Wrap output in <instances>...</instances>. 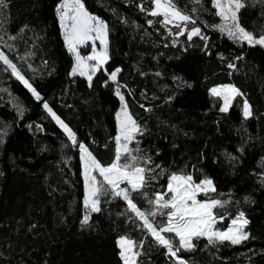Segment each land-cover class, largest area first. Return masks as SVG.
<instances>
[{
	"label": "trees",
	"instance_id": "trees-1",
	"mask_svg": "<svg viewBox=\"0 0 264 264\" xmlns=\"http://www.w3.org/2000/svg\"><path fill=\"white\" fill-rule=\"evenodd\" d=\"M59 2L5 0L0 31L25 40L36 66L32 85L106 166L115 158V88L101 71L91 87L67 77L70 58L55 17ZM83 2L108 21L107 69H121L118 82L130 115L145 131V152L166 170L210 176L220 198L230 201L216 213L234 217L243 211L250 222L249 238L240 245L200 241L179 255L188 264H264V50L237 45L199 21L206 48L198 36L192 42L186 35L170 36L156 22L160 18L137 7L150 8V0ZM175 3L186 13L193 7L191 0ZM201 3L208 6L209 0ZM239 16L243 26L264 32V0L246 1ZM7 85L24 112L18 115L0 101V264H120L115 239L129 231L119 211L123 204L104 207L87 226L80 225L77 147L20 83L10 79ZM222 85L242 93L225 114L209 95ZM245 99L253 113L246 122L239 110ZM147 254L150 264H168L161 247Z\"/></svg>",
	"mask_w": 264,
	"mask_h": 264
},
{
	"label": "snow or ice",
	"instance_id": "snow-or-ice-1",
	"mask_svg": "<svg viewBox=\"0 0 264 264\" xmlns=\"http://www.w3.org/2000/svg\"><path fill=\"white\" fill-rule=\"evenodd\" d=\"M196 2L200 3L201 0H196ZM150 4V8L145 7L143 3L138 4L137 7L148 16L160 18L156 22L164 27L168 35L175 38L186 35L189 42L198 36L205 41V48L207 47L208 37L197 25L198 17L181 10L175 0H150ZM211 5L216 9L215 15L221 21L219 24L211 26L214 30L227 35L234 42L246 43L249 47L264 48V32L256 36L239 23L238 13L245 7L244 0H211ZM6 6L5 0H0V7ZM193 13H195V9ZM56 14L65 47L73 56L74 62L69 75L79 74L85 77L91 87L93 76L109 59V25L98 15L92 14L86 8L83 0H60V3L56 5ZM122 22L127 23L126 20H122ZM147 23L152 26L154 21L149 19ZM189 25L191 26L189 27ZM205 26L208 27V25ZM96 41H99V47H97ZM89 42L92 43V50L88 55L82 56L78 48ZM175 43L174 39L173 44L175 45ZM236 59H243V56H237ZM0 63L5 66V71H10L11 76L18 80L36 101L42 104L44 110L66 135L67 140L73 147L78 148L81 175L84 181L83 203L90 212L101 211L102 196L124 201L126 214L131 213L127 218L146 236L151 237L150 247L154 245L166 250V255L172 264H188V261L179 253L181 250L193 251L196 248L195 239L203 237L209 246H215L224 242L239 245L249 238L250 234L245 229L250 222L243 211H239L234 218L229 217L225 229L216 228L217 222L224 221L225 217L218 216L214 209L224 207L230 201L218 198L199 199L200 195L207 196L216 191L211 178L204 177L197 182L191 173L183 170L168 172L160 164H155L152 156L140 147L137 137L143 135V129L132 118L125 105V97L120 91L121 85L117 83V74L121 71L120 68L106 73L108 80L117 83L115 95L120 101L121 108L115 114L117 128L115 158L105 166L96 159L85 143L77 140L76 133L50 108L47 101L43 100L32 83L3 51H0ZM228 67L234 69L236 65L229 63ZM156 75L160 74L156 73ZM173 79L176 80L179 77H173ZM0 91L3 90L0 89ZM209 91L212 96L222 98L221 112H227L233 99L242 95L232 85L214 87ZM168 99L171 100V97ZM15 107L17 114L22 116L23 106L17 103ZM242 115L245 120L253 115L246 99L243 101ZM133 143H135V147H131ZM237 150L240 151V149ZM229 159L234 158L229 157ZM163 177H166V185H162L159 190L149 191L154 183ZM132 193H140L147 201V208L142 209L138 206L134 202ZM247 199L245 197L246 201ZM158 216L166 219L157 222ZM88 220L89 215L85 214L81 220L82 226L87 224ZM166 234L172 235L169 237ZM144 244V239L137 242L125 236L119 237L117 246L120 249L119 257L123 264H139L137 258L142 253L135 249H142Z\"/></svg>",
	"mask_w": 264,
	"mask_h": 264
},
{
	"label": "rangeland",
	"instance_id": "rangeland-1",
	"mask_svg": "<svg viewBox=\"0 0 264 264\" xmlns=\"http://www.w3.org/2000/svg\"><path fill=\"white\" fill-rule=\"evenodd\" d=\"M192 1V4H193V7L192 9L190 10L191 12V15H194L196 17H198L197 21H199L201 23V21H203V23H201L203 26L205 25H208V27H206L207 29L211 30V31H215L219 34H221L222 36L227 37V35L225 34H222L221 32L217 31V30H214L211 26L212 25H215V24H219L221 21H220V18L217 17L215 15V11L216 9L212 7L211 5V0H209V5L208 6H203V4L200 2V3H197L196 0H191ZM246 1H251V0H244V3H245V6H246ZM253 1V0H252ZM60 3V2H59ZM245 8V7H244ZM242 8L240 10V12L244 9ZM195 9V13H193V10ZM240 12L238 13V16L240 14ZM92 14L94 15H98L97 13H94V12H91ZM188 13V12H187ZM188 13V14H190ZM55 17H56V20H57V25H58V29H59V34H60V38L63 42V45H64V49L66 51V54L69 56L70 58V66H69V70H68V75L67 77L69 79H72V80H75V79H78V80H82V81H85L88 85H89V82L87 81V79L85 77H82L80 76L79 74L77 75H69V73L71 72V69H72V65H73V56L71 53H69V51L67 50V48L65 47V44H64V39H63V36L61 34V29H60V24H59V20L57 18V14H56V9H55ZM100 17V16H99ZM102 18L104 21H106V23L108 24V21L107 19L105 20L103 17H100ZM239 23L241 24V21H240V16H239ZM109 25V24H108ZM242 25V24H241ZM243 26V25H242ZM246 30L248 31H251L254 33V35L256 36H259L260 34L262 33H255L254 31H252V29L248 28V27H245L243 26ZM173 30V29H172ZM175 31V29L173 30ZM229 39V38H228ZM230 40V39H229ZM25 40H23L21 37H16V36H13V35H5L3 34L1 31H0V51H3L6 55H8L9 59H11L13 61V63H15L17 65V67L21 70L22 74L29 80V82L31 83V81L33 79H37V76H36V66L33 64V59H32V56H31V53H30V50H29V47H27V44L24 43ZM232 42H234L233 40H230ZM236 43L237 45H240V46H245L246 48H255V47H249L246 43H239V42H234ZM96 45L97 47H99V41H96ZM256 48H259L261 50H264V48H260L259 46H256ZM92 50V43L89 42L85 45H82L78 48V51L79 53L82 55V56H86L88 55ZM108 54H109V59H110V29H109V33H108ZM103 65L102 68H100L96 73L95 75L93 76V78L101 71L103 73V75L108 79V75L106 73H110L111 71L113 70H108L107 69V66H108V63H109V60ZM4 65L2 63H0V89H2L3 91H0V101L4 104V105H9L10 108H16L15 105L19 102L17 101V99L13 96V94L11 93L8 85H7V82L10 80V79H13L15 80L16 82L20 83L18 80H16L14 77L11 76V73L10 71H5L4 70ZM93 80V79H92ZM110 83H112L114 85V88L116 90L117 88V83L119 84L118 82V74H117V83H114L110 80H108ZM21 84V83H20ZM22 85V84H21ZM121 85V84H119ZM23 86V85H22ZM222 86H225V85H222ZM24 87V86H23ZM217 88L221 87V86H216ZM214 88V87H213ZM26 89V88H25ZM212 89V88H211ZM26 91L28 92V90L26 89ZM120 91L122 93V89L120 87ZM29 93V92H28ZM30 96L32 97L31 93H29ZM209 95L211 97V100L217 104L218 106V109L220 111V106L223 104V100L222 98L220 97H216V96H212L210 94V91H209ZM116 96V95H115ZM239 96L235 97L229 107V110L231 109V107L233 106V103L234 101L238 98ZM33 98V97H32ZM117 100H118V110H120L121 108V105H120V101L118 99V97L116 96ZM34 99V98H33ZM34 101H36L34 99ZM3 105V106H4ZM125 105H126V102H125ZM127 107V105H126ZM242 107H243V103L242 105L240 106L239 110H240V117L243 121H248L249 119L245 120L243 118V115H242ZM17 109V108H16ZM42 110L44 111L45 115L47 118H49L50 120H52V118L48 115V113L44 110V108L42 107ZM128 110V108H127ZM229 110L227 112H221V113H228ZM129 112V111H128ZM130 114V113H129ZM52 122L56 125V127L59 128V126L55 123V121L52 120ZM115 122H116V117H115ZM140 126V125H139ZM141 127V126H140ZM142 128V127H141ZM60 129V128H59ZM143 129V128H142ZM61 130V129H60ZM117 130V128H116ZM62 131V130H61ZM63 132V131H62ZM1 134V133H0ZM116 135V133H115ZM2 137L4 135H1ZM66 136V135H65ZM144 136H145V131L143 129V135L142 136H138L137 139L140 141V147L141 144L143 143V139H144ZM67 138V137H66ZM68 141V140H67ZM69 145L72 146V144L68 141ZM135 143H133L131 145V147H135ZM73 147V146H72ZM115 148H116V144H115ZM143 148V147H142ZM76 157H77V162H76V165H77V174H78V178L80 179V182H81V187H82V192H83V197H82V202H81V206H82V212H81V217H80V225L82 226L81 224V220L83 219V217L85 216V214H88L89 215V220H88V223L83 225L84 227L87 226L89 223H90V220H91V217L92 216H96L97 214L99 213H102V211L104 210L103 208L104 207H107V209H112L114 207H116L117 203L121 202L123 204V207L120 208L119 206V211L121 213V218L125 221V225H126V230L129 229V231H125L123 233H120L119 235H117V238L115 239V245H116V249L118 251V259L120 260V264H123V262L121 261L120 257H119V247L117 246V240L119 239V237L121 236H125V237H128V238H131L135 241H139L141 239H144L145 240V244H144V247L141 249V248H137L135 250H138L140 251L142 254L137 258L138 261H139V264H150V261H149V258H147L149 256V254H147V250H152L154 251V249L157 250V246H149L152 241H151V237L150 236H146L144 232L141 231V229L137 228L136 225L130 221L127 217L128 215H131V213H127L126 214V204L124 201L122 200H119L118 198L117 199H112L110 197H107V196H102L101 197V204H100V208H101V211L100 212H96V213H92L90 212V210L86 209L85 206H84V203H83V198H84V181H83V177L81 175V172H82V169H81V164H80V156H79V151H78V148L76 149ZM67 163H70L71 166H73V158H70ZM155 164H160V163H155ZM162 166V165H161ZM164 168V167H163ZM158 171V170H157ZM168 172H171L172 170H167ZM187 173H191L194 177V180L195 181H199L200 179L204 178V177H209L211 178L210 176L208 175H196L195 171L193 169L189 170V171H185ZM212 179V178H211ZM215 184V183H214ZM162 185H166V177H163L161 178L158 182H155L153 187L151 189H149V191H152V190H159V188L162 186ZM122 187H124V185H121ZM216 187V186H215ZM223 195L222 194H219L218 195V192L217 190L215 192H212V193H209L207 196H204V195H200L199 196V199H209V198H220L222 197ZM132 197L134 199V202H136L138 204V206H140L142 209L143 208H147V201L143 198L142 196V200L141 197H140V193H132ZM221 199V198H220ZM222 200V199H221ZM219 208V207H217ZM216 208V209H217ZM106 209V208H105ZM216 209H214V212L216 213ZM217 214V213H216ZM119 215V214H118ZM218 215V214H217ZM219 216V215H218ZM246 216V215H245ZM225 217V220L224 221H218L217 224H216V228L217 229H225L227 227V224L229 222V217L227 216H224ZM235 217V216H234ZM233 217V218H234ZM162 219H166L165 217H157L156 220L157 222H159L160 220ZM138 223V221H137ZM247 228V227H246ZM246 230V229H245ZM168 235L169 237H171L172 234H166ZM200 241H205L207 242V240L203 237L199 238V239H195L194 240V243L197 244L198 242ZM246 241V240H245ZM151 242V243H150ZM244 241H242L241 243H243ZM208 243V242H207ZM219 244V243H218ZM216 244V245H218ZM223 244H230L228 242H224ZM231 245V244H230ZM240 245V244H239ZM233 246H236V245H233ZM165 250V249H164ZM166 251V250H165ZM180 252H190V251H184V250H181ZM165 257H167V260H168V264H172V262L170 261L169 257L165 254L164 255ZM161 264H164V263H161Z\"/></svg>",
	"mask_w": 264,
	"mask_h": 264
}]
</instances>
